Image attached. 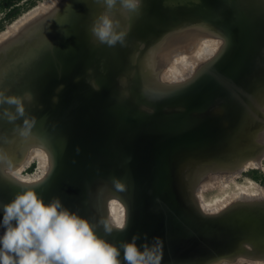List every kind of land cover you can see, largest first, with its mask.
I'll list each match as a JSON object with an SVG mask.
<instances>
[{"label": "water", "instance_id": "obj_1", "mask_svg": "<svg viewBox=\"0 0 264 264\" xmlns=\"http://www.w3.org/2000/svg\"><path fill=\"white\" fill-rule=\"evenodd\" d=\"M104 10L59 0L0 44V92L24 97L27 118L0 109V220L22 186L93 220L106 219L108 192L127 228L100 234L138 237L159 264L264 259V199L212 214L197 194L209 173L264 156V0H142L118 16L127 35L113 47L91 33ZM199 31L221 41L217 53L184 81L161 79L187 49L178 40ZM35 145L50 168L23 183L10 170Z\"/></svg>", "mask_w": 264, "mask_h": 264}, {"label": "clouds", "instance_id": "obj_2", "mask_svg": "<svg viewBox=\"0 0 264 264\" xmlns=\"http://www.w3.org/2000/svg\"><path fill=\"white\" fill-rule=\"evenodd\" d=\"M104 4L91 33L100 44H123L127 32L118 16L138 14L142 0H104ZM0 109L10 119L25 117V99L0 92ZM2 210L0 264H121V248L123 264H159L158 258L150 260V253L138 248V237L118 246L100 234V228L107 235L125 231L123 214L93 220L69 210L58 197L45 202L37 190L23 186L12 200L2 204Z\"/></svg>", "mask_w": 264, "mask_h": 264}, {"label": "bare ground", "instance_id": "obj_3", "mask_svg": "<svg viewBox=\"0 0 264 264\" xmlns=\"http://www.w3.org/2000/svg\"><path fill=\"white\" fill-rule=\"evenodd\" d=\"M58 1L59 0H47L44 3H40L39 6H36V8H34L33 10L25 12L24 15L22 14L18 19L13 21V23H11L6 30H4L0 34V44L8 38L17 35L21 27L27 25L29 22L35 20L45 12L35 16L37 13H40L42 10L47 11L48 6L52 8ZM27 20H29V22L25 23ZM13 32L14 35H12ZM210 35L211 34L207 32L199 31L180 38L177 43L183 42L184 45L182 46H186L189 51H187L186 49V51H183L184 53L175 56L170 61L167 60L166 63L164 62V64H166V72L164 74L161 73V79L164 80L168 78L172 80L169 82H176L177 80H182L186 76H189L190 73L192 74L193 70H196V64L198 61L204 62L211 58L219 50L221 46V41L218 38L211 37ZM202 62H199V64ZM34 159L39 162L38 171L33 175H22V171L25 169V167L29 166V164ZM255 160L256 159L249 161L247 165L245 163L241 167V169L235 171H217L213 173L214 176L209 173L210 175L208 176V178H212L213 176L215 177V180L210 182L204 189L201 188L200 192L198 191L197 193L198 195H200L198 199H200V206L202 207V209L207 213L215 214L220 213L229 206L235 204V202H233L234 200L237 201L245 198H250L251 200H263L264 198H257L259 196L264 197V188H262L258 183H256L251 178L246 179L244 182L238 181V178L242 176L241 172L246 171L250 168L260 166V163ZM49 168L50 158L47 151L43 147L35 145L32 146L26 152L24 158L21 160L18 166L10 170V174L23 183L34 184L41 181L46 176L49 171ZM211 190H217L218 193L216 195L208 196V191ZM105 193L107 194L103 195L102 202L105 208V218L107 219L109 217H119L122 214L126 216V206L122 199L116 195L111 196L110 194H108V192ZM229 203L231 204L227 206ZM2 231L3 230L0 229V233H2ZM231 263L232 262L221 261L216 264ZM257 263L259 264L261 262L257 261Z\"/></svg>", "mask_w": 264, "mask_h": 264}, {"label": "rangeland", "instance_id": "obj_4", "mask_svg": "<svg viewBox=\"0 0 264 264\" xmlns=\"http://www.w3.org/2000/svg\"><path fill=\"white\" fill-rule=\"evenodd\" d=\"M25 1V0H24ZM31 1H33L34 2V5H32V6H23V11H22V13L19 15V16H17L14 20H12L11 22H6L5 23V28L3 29V30H1L0 31V34L4 31V30H6L8 27H9V25L11 24V23H13V21H15L16 19H18L22 14L24 15V13L25 12H27V11H31V10H33L34 8H36V6H39V4L40 3H44V2H46L47 0H31ZM36 5V6H35ZM43 9V8H42ZM51 9V7L50 6H48L47 7V11L48 10H50ZM46 10H42L40 13H37L35 16H37V15H39V14H41V13H43V12H47ZM32 19V18H31ZM31 19H29V20H31ZM29 20H27L25 23H27V22H29ZM14 32H15V30H14ZM14 32H13V34L12 35H14ZM12 35H10V36H12ZM9 36V37H10ZM217 53V52H216ZM215 53V54H216ZM193 54V53H192ZM192 54H189V55H192ZM199 62H202V61H198L197 62V64H196V68H197V66H198V64H199ZM172 63V62H171ZM169 66V65H168ZM195 70H193V72H194ZM166 72V69L162 72L163 74ZM193 72H192V74H193ZM191 73H190V75L189 76H191L192 75ZM189 76H186L184 79H182V80H185V79H187ZM163 78V77H162ZM165 80H168V81H172V80H170V79H164V81ZM182 80H179L180 82L182 81ZM178 80L176 81V82H179ZM254 158H252V159H250V160H248V162H246V165L249 163V161H251V160H253ZM255 161H257V162H259L260 163V166L259 167H255V168H250L249 169V172L248 171H246V172H241V174H242V176L240 177V178H238V181L239 182H244L246 179H248V178H251L252 180H254L256 183H258L262 188H264V160H263V164L258 160V159H256ZM38 169H39V162L37 161V160H33L30 164H29V166H27V167H25V169L22 171V175H25V176H29V175H33V174H35L37 171H38ZM213 175V174H212ZM211 175V176H212ZM209 176V175H208ZM214 176V175H213ZM212 176V178L211 177H207V179H205V181L201 184V188H205V187H207V185L210 183V182H212L213 180H215V177H213ZM201 188H200V190H201ZM200 190H199V192H200ZM208 196H212V195H216L217 193H218V191L217 190H211V191H208ZM200 194V193H199ZM200 197V195H198V198ZM257 198H264L263 196H259V197H257ZM243 200H251L250 198H245V199H240V200H237V201H233V202H239V201H243ZM233 202H231V203H233ZM231 203H229L227 206H229ZM199 204H200V199H199ZM226 206V207H227ZM240 262H243V259H240ZM232 264V263H231ZM244 264V263H243Z\"/></svg>", "mask_w": 264, "mask_h": 264}, {"label": "trees", "instance_id": "obj_5", "mask_svg": "<svg viewBox=\"0 0 264 264\" xmlns=\"http://www.w3.org/2000/svg\"><path fill=\"white\" fill-rule=\"evenodd\" d=\"M24 5L29 7L34 5V2L31 0H0V31L5 28L6 22H11L22 13Z\"/></svg>", "mask_w": 264, "mask_h": 264}, {"label": "flooded vegetation", "instance_id": "obj_6", "mask_svg": "<svg viewBox=\"0 0 264 264\" xmlns=\"http://www.w3.org/2000/svg\"><path fill=\"white\" fill-rule=\"evenodd\" d=\"M256 159V158H254ZM262 164H263V160H264V156L263 158L261 159H258ZM261 167V166H260ZM249 172V169L246 170ZM246 171H243V172H246ZM240 259H243V262H240ZM257 261H260L261 263L259 264H264V259H245V258H239L238 260H235L234 262H232V264H258Z\"/></svg>", "mask_w": 264, "mask_h": 264}]
</instances>
